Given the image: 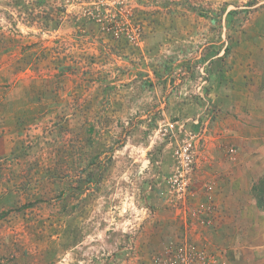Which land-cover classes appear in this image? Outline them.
Here are the masks:
<instances>
[{
	"label": "rangeland",
	"instance_id": "374dc122",
	"mask_svg": "<svg viewBox=\"0 0 264 264\" xmlns=\"http://www.w3.org/2000/svg\"><path fill=\"white\" fill-rule=\"evenodd\" d=\"M263 179L264 0H0V264H264Z\"/></svg>",
	"mask_w": 264,
	"mask_h": 264
},
{
	"label": "built area",
	"instance_id": "2783aa9c",
	"mask_svg": "<svg viewBox=\"0 0 264 264\" xmlns=\"http://www.w3.org/2000/svg\"><path fill=\"white\" fill-rule=\"evenodd\" d=\"M178 153V152H177ZM179 156L181 158V163L184 164L188 162L189 155L187 154V148H184L182 151L179 152Z\"/></svg>",
	"mask_w": 264,
	"mask_h": 264
},
{
	"label": "trees",
	"instance_id": "16d2710c",
	"mask_svg": "<svg viewBox=\"0 0 264 264\" xmlns=\"http://www.w3.org/2000/svg\"><path fill=\"white\" fill-rule=\"evenodd\" d=\"M264 180V179H263ZM262 182H264V181H262ZM264 184V183H263ZM264 197H262L261 199H263Z\"/></svg>",
	"mask_w": 264,
	"mask_h": 264
}]
</instances>
